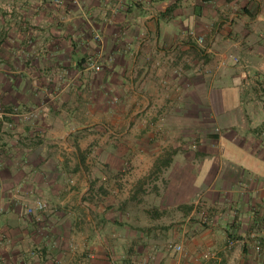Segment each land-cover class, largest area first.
I'll use <instances>...</instances> for the list:
<instances>
[{
	"label": "crops",
	"instance_id": "crops-1",
	"mask_svg": "<svg viewBox=\"0 0 264 264\" xmlns=\"http://www.w3.org/2000/svg\"><path fill=\"white\" fill-rule=\"evenodd\" d=\"M54 1L0 0V264H264V0Z\"/></svg>",
	"mask_w": 264,
	"mask_h": 264
},
{
	"label": "rangeland",
	"instance_id": "rangeland-1",
	"mask_svg": "<svg viewBox=\"0 0 264 264\" xmlns=\"http://www.w3.org/2000/svg\"><path fill=\"white\" fill-rule=\"evenodd\" d=\"M53 3H54L55 6L60 5L61 0H55ZM5 5L7 7V11L14 9L8 3H5ZM19 8H20V6L18 7V10H19ZM57 95H58V93H54L53 92V93H50L49 96H47V100H50V105L51 106H52L53 102L55 101V98L57 97ZM43 101H45V100H43ZM36 105L37 104H35V106ZM0 107H1V109H3L5 111V109H6L5 106H0ZM31 107H33V106H31ZM174 152L175 151L173 149L172 150L168 149V150H165L161 155H166L168 153H171V159H172V155L174 154ZM161 155H159V156H161ZM153 164L149 168V170L145 174H143L141 177H139V178L134 177V178H131V180H129V186L131 185L130 186V191H133V193L135 194L134 196L137 197V196L143 195V193L145 192V190L147 188H150V190L155 188V187L157 188V184L155 183V181H160L161 184H165L166 183L165 179L163 177H161V175H162L163 170L167 166L166 167H162V169L159 170L158 172H152ZM113 175H115V177H113L115 179L119 177L116 181L114 180L115 181L114 183H120V185H121L123 183V180L121 179V173H114ZM174 178H176V175L174 176ZM174 180L175 179H173V181ZM93 184H94V186L93 185L90 186V189H92V190L89 189L90 191H89V194H88L87 197L91 198V200H93V201L94 200H100L101 196H100V194H98V192L99 191H108V190H106V188L103 185L99 184L97 182V180H95ZM120 185H118L119 190H121L120 189L121 188ZM127 187H128V185H125L124 186V188H125L124 190H128ZM101 193L104 194V192H101ZM83 198L85 199V196H83ZM35 199L33 201H30V202L25 204V212L28 213V214H31V215H33L36 211H42L43 213H47V211H49L48 209L50 208L51 204L49 203V200H47L48 198H44V197H42V199L45 201V208L44 209H33L32 211H28L27 212V208L34 204ZM185 206L186 205H184V204L181 205V207H185ZM179 207L180 206H178V208ZM151 211H152V209H151ZM153 211H155V210H153ZM174 211H175L174 209H170L168 212L160 211L159 214H157V212H154V214H156L158 216L161 214L160 216H162L161 219H162L163 223L181 222V221H183V218H185V214L182 213V212L185 211V210L181 209L177 213L174 212ZM149 214H150V212H149ZM113 215L116 218L121 216V214H119V213H113ZM196 217L197 218H195V217L193 218L195 221H198L201 224L205 223L206 220H204V217L201 215V213L200 214H196ZM233 240H234V238H233ZM239 245H241V244H239V242L233 243L231 245L230 252H233L234 255L237 254Z\"/></svg>",
	"mask_w": 264,
	"mask_h": 264
},
{
	"label": "built area",
	"instance_id": "built-area-1",
	"mask_svg": "<svg viewBox=\"0 0 264 264\" xmlns=\"http://www.w3.org/2000/svg\"><path fill=\"white\" fill-rule=\"evenodd\" d=\"M194 38L196 39V42L198 44H203L204 38L202 36L194 35ZM85 67L91 68V69H100L101 66L99 65L96 58L89 57L85 61ZM50 108H51L50 100L46 99L45 101H41L36 106L31 107L29 109V112L34 117H44L49 114ZM4 113H5L4 110L0 108V118L2 117ZM44 208H45V201L42 198H36L34 201V204L27 208V212L32 211L33 209H44ZM176 247L177 249H180L181 245L178 244L176 245Z\"/></svg>",
	"mask_w": 264,
	"mask_h": 264
},
{
	"label": "trees",
	"instance_id": "trees-1",
	"mask_svg": "<svg viewBox=\"0 0 264 264\" xmlns=\"http://www.w3.org/2000/svg\"><path fill=\"white\" fill-rule=\"evenodd\" d=\"M170 162H171V153L158 156L154 161L152 172H158L159 170L162 169V167L168 166Z\"/></svg>",
	"mask_w": 264,
	"mask_h": 264
}]
</instances>
